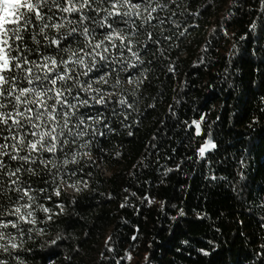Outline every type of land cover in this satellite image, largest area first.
<instances>
[{"label":"trees","instance_id":"obj_1","mask_svg":"<svg viewBox=\"0 0 264 264\" xmlns=\"http://www.w3.org/2000/svg\"><path fill=\"white\" fill-rule=\"evenodd\" d=\"M153 15L133 45L143 63L127 53L92 81L107 103L79 109L100 118L65 148L76 162L21 175L54 214L36 211L8 264H264V5L168 0Z\"/></svg>","mask_w":264,"mask_h":264},{"label":"snow or ice","instance_id":"obj_2","mask_svg":"<svg viewBox=\"0 0 264 264\" xmlns=\"http://www.w3.org/2000/svg\"><path fill=\"white\" fill-rule=\"evenodd\" d=\"M167 2L0 0V253L19 252L18 238L34 230L37 210L48 214V220L54 214L37 203L33 182L22 180L21 175H39L41 166L56 168L53 158L58 154L65 157L63 164L76 162L75 156L71 161L66 158L70 152L65 148L87 135V121L96 123L100 118V110L91 115L79 109L89 108L90 100L107 103L102 89L93 88L92 81L107 84L104 69L127 53L143 63L133 45L145 34V25L158 19L153 13L163 10ZM260 2L264 5V0ZM147 37L157 42L151 32ZM129 67L136 69L137 64L123 60L121 71ZM133 75L129 74V82ZM89 92L95 95L89 97ZM119 103L132 107L127 99ZM202 122L203 117L188 124L194 126L195 136L201 135ZM92 131L104 135L98 129ZM215 147L209 134L198 148L199 157L203 159ZM199 251L209 255L207 250ZM15 259L23 264L19 255ZM0 264L8 262L0 257Z\"/></svg>","mask_w":264,"mask_h":264}]
</instances>
